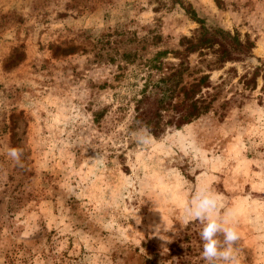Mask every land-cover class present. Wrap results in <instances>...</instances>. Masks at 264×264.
Segmentation results:
<instances>
[{"label": "rangeland", "instance_id": "374dc122", "mask_svg": "<svg viewBox=\"0 0 264 264\" xmlns=\"http://www.w3.org/2000/svg\"><path fill=\"white\" fill-rule=\"evenodd\" d=\"M164 1L0 0V264H176L169 245L204 186L221 195L219 215L234 213L239 264H264V74L254 90L237 82L264 59V0H183L254 48L219 70L209 52L190 55L183 83L224 80L210 111L140 145L131 96L197 27ZM157 52L161 70L147 74ZM201 228L189 229L192 260L206 264Z\"/></svg>", "mask_w": 264, "mask_h": 264}, {"label": "trees", "instance_id": "16d2710c", "mask_svg": "<svg viewBox=\"0 0 264 264\" xmlns=\"http://www.w3.org/2000/svg\"><path fill=\"white\" fill-rule=\"evenodd\" d=\"M163 4L167 8L180 7L197 27L191 31L190 36L180 37L178 41L180 51L169 52L177 63L154 82L144 80L140 88L131 96L133 115L128 129L147 126L154 138L162 136L167 129H179L210 111L217 94L215 91L224 82L223 78H219V83L212 85L209 74L199 71L198 76L191 82L183 83V76L189 74L187 59L190 55L197 54L200 58L204 52H209L213 56V61L205 67L211 65L213 69L219 70L225 64L241 62L249 57L254 48V43L247 36L240 37L236 31L230 32L219 27L205 26L203 19L199 18L191 5L183 0H165ZM166 53L168 52H157L155 58L142 64V67L148 71L147 74L151 70H161L156 58ZM132 55L130 53L121 54L122 65L129 63ZM233 71L235 72L234 69L228 68L225 72L227 74ZM263 74L264 59L259 62L258 66L244 70L238 76L237 82L244 90H254L256 79L262 78ZM263 88L262 84L259 90L263 91ZM229 100H223L220 106L226 105ZM103 114V109L92 112V121L97 122ZM197 223V221L187 222L183 231L170 243L169 251L176 256V264H198L199 261L192 260L196 257V252L191 247L192 239L197 232L189 231Z\"/></svg>", "mask_w": 264, "mask_h": 264}, {"label": "clouds", "instance_id": "9594fccd", "mask_svg": "<svg viewBox=\"0 0 264 264\" xmlns=\"http://www.w3.org/2000/svg\"><path fill=\"white\" fill-rule=\"evenodd\" d=\"M134 135L140 145L149 144L153 137L147 126L140 128ZM7 155L18 167H23L22 151L10 148ZM94 164H102L103 157L91 158ZM222 197L211 187L197 188L186 206V222L197 221L202 225L199 238L202 242L201 256L206 264H239L235 244L239 232L233 219L234 213L219 215Z\"/></svg>", "mask_w": 264, "mask_h": 264}]
</instances>
